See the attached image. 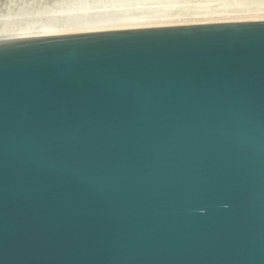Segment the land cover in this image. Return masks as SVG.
I'll return each instance as SVG.
<instances>
[{
	"label": "water",
	"instance_id": "obj_1",
	"mask_svg": "<svg viewBox=\"0 0 264 264\" xmlns=\"http://www.w3.org/2000/svg\"><path fill=\"white\" fill-rule=\"evenodd\" d=\"M0 264H264V20L0 40Z\"/></svg>",
	"mask_w": 264,
	"mask_h": 264
},
{
	"label": "rangeland",
	"instance_id": "obj_2",
	"mask_svg": "<svg viewBox=\"0 0 264 264\" xmlns=\"http://www.w3.org/2000/svg\"><path fill=\"white\" fill-rule=\"evenodd\" d=\"M263 13L264 0H0V32L22 26H64L95 20L121 23L132 18L159 21L234 16V19Z\"/></svg>",
	"mask_w": 264,
	"mask_h": 264
},
{
	"label": "bare ground",
	"instance_id": "obj_3",
	"mask_svg": "<svg viewBox=\"0 0 264 264\" xmlns=\"http://www.w3.org/2000/svg\"><path fill=\"white\" fill-rule=\"evenodd\" d=\"M233 17H230V19H228L227 16L222 17V19H220V17L219 18L217 17L216 19L213 16L202 18V19H199V18L180 19L177 17L173 19L171 18L165 19V20L162 19L159 21H154L155 18L153 20V18L151 17L153 21L152 20L147 21L146 19L137 21L132 18L129 21L121 22V23L119 22L118 23L116 22L115 23L113 22L102 23V21L95 20V21L83 23V24H75V25L70 24V25H64V26L63 25L55 26L54 24L53 25L43 24L41 26H26V27L22 26L19 28H15L13 30L0 32V40L28 38V37H37V36H48V35H54V34H71V33H82V32H97V31H103V30H119V29L151 27V26H172V25H184V24L212 23L216 21L235 22V21L264 20V15H258V16L254 15L250 17L243 15V16H237L234 19Z\"/></svg>",
	"mask_w": 264,
	"mask_h": 264
}]
</instances>
